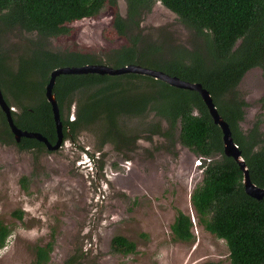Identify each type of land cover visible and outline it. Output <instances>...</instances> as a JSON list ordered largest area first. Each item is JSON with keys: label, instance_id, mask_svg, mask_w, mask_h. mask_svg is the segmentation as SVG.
<instances>
[{"label": "trees", "instance_id": "16d2710c", "mask_svg": "<svg viewBox=\"0 0 264 264\" xmlns=\"http://www.w3.org/2000/svg\"><path fill=\"white\" fill-rule=\"evenodd\" d=\"M125 16L116 11L112 26L129 41V46L106 56L109 66L118 69L137 65L163 72L179 80L200 84L206 90L227 123L234 144L241 153L249 179L264 188V115L256 117L251 129L242 133L239 123L247 106L237 86L251 69L260 68L264 80V0H124ZM155 3L177 16L179 21L201 43V51L169 53L162 57V46L149 43L140 35L143 16ZM114 8L117 0H0V39L14 30L35 34L40 40L65 36L68 25L96 17L104 6ZM26 56L20 55L15 67L0 44V91L11 112L16 128L38 133L47 141H55V128L44 87L50 73L61 67L101 64L99 57L79 52L56 53L32 43ZM24 57V58H23ZM164 58V59H163ZM60 114L75 103V120H61L72 137L87 131L97 137L99 147L105 144L123 153L136 148L138 135L127 133L125 124L145 121L150 113L158 119L143 129L144 139L152 136L174 146V132L179 145L201 162L202 180L192 191L189 201L196 225L225 242L228 264H264V199L256 201L244 193L242 172L236 163L222 153V135L215 126L200 96L189 90L169 86L147 76L124 74L60 75L52 89ZM62 117V116H61ZM159 120L165 123L162 128ZM141 133V134H142ZM14 144L20 150H45L34 139L21 138L15 143L0 111V144ZM170 148V147H169ZM176 156V153H172ZM26 189L27 178L19 180ZM13 215L20 220L21 212ZM191 218L176 211L170 232L173 241L191 243ZM10 230L0 221V248ZM53 244L35 246L31 264H46ZM111 253H135L134 243L121 236L110 242ZM73 255L62 264H81ZM205 264H221L208 262Z\"/></svg>", "mask_w": 264, "mask_h": 264}, {"label": "rangeland", "instance_id": "374dc122", "mask_svg": "<svg viewBox=\"0 0 264 264\" xmlns=\"http://www.w3.org/2000/svg\"><path fill=\"white\" fill-rule=\"evenodd\" d=\"M116 11L125 16L124 0H117L116 8L106 4L96 17L70 23L68 35L40 40L35 34L14 30L0 44L12 67L37 42L51 52L100 57L101 64L109 67L106 56L129 46L112 26ZM138 31L145 41L162 46L165 59L169 53L201 51L193 31L159 3L143 16ZM237 90L247 105L239 123L246 133L256 117L264 115L260 68L246 72ZM151 121H158L153 113L145 121L132 119L125 124L127 133L140 137L136 148L127 152L128 161L110 144L99 149L97 137L87 131H79L74 142L55 152L0 144V221L10 230L0 248V264H31L34 247L47 243L53 248L46 264H62L73 255L81 257V264H228L225 242L196 225L189 201L201 183L197 161L203 159L179 145L178 126L173 147L158 136L144 139L142 131ZM260 130L264 133V124ZM86 149L100 153L94 173L82 163ZM22 177L27 178L26 189L19 182ZM176 211L191 218V243L172 239L170 226ZM14 212H21L20 220ZM115 236L134 243L135 253H111Z\"/></svg>", "mask_w": 264, "mask_h": 264}, {"label": "water", "instance_id": "95a60500", "mask_svg": "<svg viewBox=\"0 0 264 264\" xmlns=\"http://www.w3.org/2000/svg\"><path fill=\"white\" fill-rule=\"evenodd\" d=\"M86 74H95L100 76L103 75L119 76L124 74H135V75L147 76L154 80H159L175 88L196 92L200 96L202 102L204 103L213 124L220 129L222 135L223 155L227 158H231L242 172V176H243L242 185H243L244 193L248 197L256 201H260L264 199V188H258L251 183L247 172V168L241 157V153L238 150L237 146L234 144L233 139L231 137L230 129L227 123L218 114L210 98L209 93L206 90H204L200 84L185 82L179 80L176 77H171L163 72L147 69L137 65H127L118 69H114L112 67H108L105 65H87L82 67H61L53 70L49 75V81L45 89V97L48 104L51 107L52 118L55 126L57 140L54 146H51L48 143V141L38 133H29V132L21 131L15 127L11 118V109L5 103L0 91V111L5 116L7 126L14 138V141L18 143L21 138L34 139L38 142L43 143L48 150L57 149L62 139V131H61V123L59 120L58 108L55 102V98L52 94V87L54 85L55 79L60 75H86Z\"/></svg>", "mask_w": 264, "mask_h": 264}, {"label": "flooded vegetation", "instance_id": "af4514ba", "mask_svg": "<svg viewBox=\"0 0 264 264\" xmlns=\"http://www.w3.org/2000/svg\"><path fill=\"white\" fill-rule=\"evenodd\" d=\"M95 65H103V64H95ZM84 66H87V65H84ZM80 67H82V66H80ZM110 67V66H109ZM48 81H49V79H48ZM47 84H48V82H47ZM47 84L45 85V87H44V97H45V89H46V86H47ZM54 84H55V82H54ZM53 87H54V85H53ZM53 87H52V89H53ZM53 96H54V94H53ZM54 98H55V96H54ZM45 100H46V97H45ZM46 102H47V100H46ZM55 102H56V100H55ZM48 103V102H47ZM56 105H57V103H56ZM51 108V107H50ZM57 108H58V106H57ZM10 109H11V112H15L14 110L15 109H13V107H10ZM64 111H66V116H65V114H64ZM69 111H70V114H71V111H73V113L71 114V118L69 117L68 118V115H69ZM69 111H67L65 108H62V110H61V114H60V111H59V108H58V113H59V120H60V123H61V131H62V139H61V141H60V145H59V147L57 148V149H55V150H48L47 149V147L44 145V148H45V151H48V152H55V151H58L59 149H61V147L64 145V144H66V143H71V142H74L75 141V137H72V135H71V133H70V128L69 127H66V128H64L63 127V124H62V121L61 120H67L69 123H71V122H73L74 120H75V112H76V105H75V103H73L71 106H70V108H69ZM62 116V117H61ZM54 122V121H53ZM54 128H55V126H54ZM47 140V139H46ZM56 132H55V141L53 142V143H50L49 141H48V143L51 145V146H54L55 144H56ZM20 142V141H19ZM18 142V143H19ZM38 142V141H37ZM16 143V142H15ZM39 143H41V142H39ZM103 147V146H102ZM101 147V148H102ZM100 147H99V149H101ZM97 152V151H96ZM95 153V152H94ZM92 153L90 150H88V149H86V151L85 152H83L82 153V160H83V164L84 165H86L85 167L86 168H88V170L90 171V172H93L94 173V171H96V167H97V162H98V160L100 159V153L98 152V153ZM127 155V154H126ZM128 156V155H127ZM124 158H125V156H124ZM129 159V158H128ZM128 159H126L125 158V160L126 161H128ZM202 162V161H201ZM201 162H199L200 163V166H201Z\"/></svg>", "mask_w": 264, "mask_h": 264}, {"label": "built area", "instance_id": "2783aa9c", "mask_svg": "<svg viewBox=\"0 0 264 264\" xmlns=\"http://www.w3.org/2000/svg\"><path fill=\"white\" fill-rule=\"evenodd\" d=\"M199 163V161H197Z\"/></svg>", "mask_w": 264, "mask_h": 264}]
</instances>
